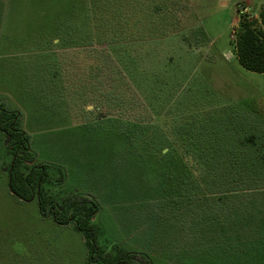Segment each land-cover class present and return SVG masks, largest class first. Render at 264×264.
I'll use <instances>...</instances> for the list:
<instances>
[{
    "label": "rangeland",
    "instance_id": "1",
    "mask_svg": "<svg viewBox=\"0 0 264 264\" xmlns=\"http://www.w3.org/2000/svg\"><path fill=\"white\" fill-rule=\"evenodd\" d=\"M166 1L0 0V107L50 163L49 193L99 202L104 250L232 264L264 242V74L234 48L264 0ZM41 218L0 186V264H87L85 238Z\"/></svg>",
    "mask_w": 264,
    "mask_h": 264
},
{
    "label": "trees",
    "instance_id": "2",
    "mask_svg": "<svg viewBox=\"0 0 264 264\" xmlns=\"http://www.w3.org/2000/svg\"><path fill=\"white\" fill-rule=\"evenodd\" d=\"M146 1L142 0V5H146ZM165 3L168 4L166 0L163 4ZM260 18V21H257L244 17L239 22L234 48L239 64L244 69L264 74V13H261ZM165 19L168 21V17ZM169 19L174 22L177 19L176 14L171 13ZM21 124L18 111L0 109V133L7 136V151L12 156L6 182L12 197L19 203L36 204L39 215L50 219L57 226H73L86 240L87 264H137L132 262V259L138 258L146 264H151L146 255L118 247L107 251L97 243L98 228L94 220L100 211L98 201L77 192H69L71 194L60 202L45 189L50 180V164L37 163L31 140L21 129ZM194 151L196 148L193 151L188 148L184 154L192 156ZM162 155L164 154L160 157ZM60 176L64 181V174L61 173ZM252 240L238 244L239 251L232 257V264H264V242L255 250ZM224 261L226 264V260Z\"/></svg>",
    "mask_w": 264,
    "mask_h": 264
},
{
    "label": "crops",
    "instance_id": "3",
    "mask_svg": "<svg viewBox=\"0 0 264 264\" xmlns=\"http://www.w3.org/2000/svg\"><path fill=\"white\" fill-rule=\"evenodd\" d=\"M169 1V0H168ZM176 0H171V2H175ZM180 16V15H179ZM178 16V17H179ZM178 20V19H177ZM0 109H6V110H11V111H16V110H14V109H12V108H9V107H0ZM38 157V156H37ZM59 163V162H58ZM46 164H50L49 162H46ZM4 178H6L5 176H3ZM2 178H1V176H0V180H1ZM6 182H7V178H6ZM6 182H3V183H0V186H5L6 188H7V183ZM7 190H8V188H7ZM10 193V192H9ZM10 196H11V198H13L12 197V195H11V193H10ZM14 199V198H13ZM15 201H16V203L18 204V205H20V204H24V203H19V202H17V200L16 199H14ZM39 218H41V216L39 215ZM50 220V219H49ZM40 221V224L39 225H41V227H43V228H48L49 226H51V227H53L52 225H51V223H50V221H48V220H43L42 218H41V220H39ZM55 226H57L56 224H55ZM66 228H68V229H70V228H72V226H67ZM48 231V230H47ZM43 232H45V231H43ZM87 257V256H86Z\"/></svg>",
    "mask_w": 264,
    "mask_h": 264
},
{
    "label": "water",
    "instance_id": "4",
    "mask_svg": "<svg viewBox=\"0 0 264 264\" xmlns=\"http://www.w3.org/2000/svg\"><path fill=\"white\" fill-rule=\"evenodd\" d=\"M6 144H8V140H7V143Z\"/></svg>",
    "mask_w": 264,
    "mask_h": 264
},
{
    "label": "flooded vegetation",
    "instance_id": "5",
    "mask_svg": "<svg viewBox=\"0 0 264 264\" xmlns=\"http://www.w3.org/2000/svg\"><path fill=\"white\" fill-rule=\"evenodd\" d=\"M7 140H8V138H7Z\"/></svg>",
    "mask_w": 264,
    "mask_h": 264
}]
</instances>
